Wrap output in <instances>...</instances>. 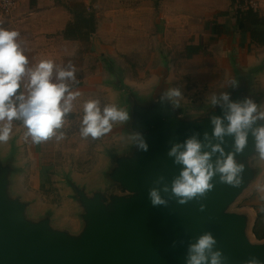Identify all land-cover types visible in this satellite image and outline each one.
I'll list each match as a JSON object with an SVG mask.
<instances>
[{
    "label": "rangeland",
    "instance_id": "obj_1",
    "mask_svg": "<svg viewBox=\"0 0 264 264\" xmlns=\"http://www.w3.org/2000/svg\"><path fill=\"white\" fill-rule=\"evenodd\" d=\"M131 1L133 6L141 3L116 0L113 6L119 12L101 14L97 38L106 44L101 52L102 76L86 80L93 86L77 98L58 130L57 135L62 132L65 138L34 144L25 137L23 125L12 124L10 139L0 142V250L3 232L5 244L17 258L52 255L64 257L68 264H99L103 237L121 245L140 238L142 223L161 206L151 204L149 190L157 189L163 199L161 180L177 177L184 166L168 153L190 138L212 153L214 168L228 154L244 166L238 187L222 183L218 172L211 178L217 188L213 217L228 225L216 250L223 257L236 246L264 247V208L249 212L240 207L245 205L241 200L264 187V159L251 129L239 153L234 134L223 139L214 136L212 118L221 117L226 127L228 108L223 101L215 106L210 102L213 94L219 99L227 92L231 101L250 98L258 111H264L260 78L264 67L259 61L242 64L231 55L227 71L218 62L221 54L215 57L211 40L222 38L221 19H230L235 27L239 6L250 5L264 17V0H190L188 7L183 0L182 15L173 20L181 30L174 35L172 29L161 34L157 1L151 0L155 12L151 8V13L130 15L136 29L145 33H136L138 45L129 47L126 5L132 6ZM231 80L237 82L235 86ZM169 88L180 89L178 106L161 99ZM91 98L99 99L101 108L108 104L126 108L130 119L115 122L112 131L99 139L82 138L83 103ZM261 126L264 121L257 120L252 128ZM134 134L148 144L147 151L131 139ZM216 144L223 148V156L212 152ZM260 198L253 202L264 201Z\"/></svg>",
    "mask_w": 264,
    "mask_h": 264
},
{
    "label": "clouds",
    "instance_id": "obj_2",
    "mask_svg": "<svg viewBox=\"0 0 264 264\" xmlns=\"http://www.w3.org/2000/svg\"><path fill=\"white\" fill-rule=\"evenodd\" d=\"M3 23L0 21V142L10 139L14 120L23 121L27 130L25 137H30L34 144L53 137L57 140L64 139L65 134L61 132L57 135L58 130L63 128L66 115L73 110V101L82 95L80 91L72 88L73 83H78L76 73L79 69L71 62L65 67L50 58L41 59L34 67H27L29 58L17 41L20 33L3 27ZM25 75L28 76L26 95L19 91ZM236 83L231 80L233 86ZM181 96L179 88H169L161 99L172 101L178 106ZM221 101L228 108L224 117L228 124L225 127L221 117H213L214 136L223 139L225 134H234L235 149L239 153L246 147L247 130L251 129L256 140V149L261 159H264V126L252 128L257 120L264 121V111H258V104L250 98L243 102H233L227 92H222L219 99L215 94L211 96L210 102L213 106ZM129 119L126 108L116 104L101 108L99 99H88L83 103L80 136L84 139H99L112 131L115 122L124 123ZM131 139L139 141L138 147L141 150H148V144L139 134H134ZM201 147L199 141L190 138L183 145H173L168 153L175 158L176 163L184 165L180 176L172 184V192L181 198L180 203H186L197 196H205L211 191L213 185L210 180L217 172L221 174L222 183L233 187L241 184L238 174L243 172L244 166L237 164L233 154H228L223 160L218 159L214 168L210 162L212 153L201 152ZM212 152L224 155L220 144L213 145ZM148 195L153 206L166 203L155 188L150 189ZM216 243L211 233L203 234L197 243L190 246L187 264H207L209 255L210 264H221V252L212 251ZM246 264L262 262L253 257Z\"/></svg>",
    "mask_w": 264,
    "mask_h": 264
},
{
    "label": "crops",
    "instance_id": "obj_3",
    "mask_svg": "<svg viewBox=\"0 0 264 264\" xmlns=\"http://www.w3.org/2000/svg\"><path fill=\"white\" fill-rule=\"evenodd\" d=\"M114 1L116 0H18L17 5L10 12L0 11V21L4 22L3 27L20 33L17 41L24 50V54L29 58L27 67H34L41 59L46 58L53 59L65 67L71 62L79 69L76 73L78 83L80 80H84L82 84L73 83L72 88L85 95L87 94L85 88L93 86L86 80L102 76L101 52L106 44L97 38V34L102 27V12L109 11L111 14L119 12L117 11L118 7L113 6ZM125 1L127 2V0ZM140 1L141 3L137 6H133L134 2L132 1L129 2L132 6L126 5L128 17L126 37L129 47L138 45L137 35L139 32L145 33L136 29L135 19L130 20V15L137 12L151 13V8H154L151 0ZM156 1L161 19V23H159L161 34L167 35V32L171 33V29L173 35L179 32L181 24L173 20L182 15L181 3L183 0ZM190 3V0H187L185 6L188 7ZM103 4H109V6L106 7ZM221 20L222 23L225 22L221 23L222 38L211 39L215 45L213 49L216 53L215 57L221 54V59L218 58V62H221L220 66L227 67L228 71L227 61L230 60L231 55H235L242 64L259 61L258 64L264 67V64H261V61H264V43L257 45L251 42L249 33L241 32L240 24L235 23V27H233L230 19ZM253 28L264 31V23H259ZM159 41L161 42L162 38ZM215 62L217 64V61ZM216 64L213 65V70L217 68ZM218 72H220L219 69ZM222 76H225L224 73ZM260 78L264 79L263 76ZM53 79L55 81V74ZM27 82L28 76L25 75L19 90L25 95L27 94ZM261 83L264 86V80ZM12 124L23 125V121L14 120ZM256 193L252 196H255L256 199L258 196L264 199V187L258 189ZM240 207L249 212L254 209L249 205ZM262 238L264 239V236Z\"/></svg>",
    "mask_w": 264,
    "mask_h": 264
},
{
    "label": "water",
    "instance_id": "obj_4",
    "mask_svg": "<svg viewBox=\"0 0 264 264\" xmlns=\"http://www.w3.org/2000/svg\"><path fill=\"white\" fill-rule=\"evenodd\" d=\"M201 152H207L201 148ZM210 152V151H209ZM211 153V152H210ZM182 167L181 171L183 170ZM181 173V172H180ZM175 178L161 180V193L165 204L142 223V233L136 242L121 245L102 239V261L99 264H187L190 246L197 243L205 233H211L217 243L228 225L213 217L217 188L213 185L205 196H197L186 203H180V197L172 192ZM168 190L165 191L164 189ZM0 250V264H68L64 257L30 254L17 258L12 248L5 244L3 238ZM253 257L264 264V247L259 250H247L238 246L222 257L221 264H246ZM211 257L207 264H210Z\"/></svg>",
    "mask_w": 264,
    "mask_h": 264
},
{
    "label": "trees",
    "instance_id": "obj_5",
    "mask_svg": "<svg viewBox=\"0 0 264 264\" xmlns=\"http://www.w3.org/2000/svg\"><path fill=\"white\" fill-rule=\"evenodd\" d=\"M235 18L237 23L240 24L241 32L249 33L251 42L257 45L264 43V31L253 28V26H256L259 23H264V17L260 16V14L255 9L249 6L244 8L239 6L236 8ZM254 199H256V197L251 196L244 199L242 203L252 206L254 209H258L259 207L264 208V201L253 202Z\"/></svg>",
    "mask_w": 264,
    "mask_h": 264
},
{
    "label": "built area",
    "instance_id": "obj_6",
    "mask_svg": "<svg viewBox=\"0 0 264 264\" xmlns=\"http://www.w3.org/2000/svg\"><path fill=\"white\" fill-rule=\"evenodd\" d=\"M17 2L18 0H0V11L10 12L17 5ZM249 7L252 6L249 5Z\"/></svg>",
    "mask_w": 264,
    "mask_h": 264
}]
</instances>
